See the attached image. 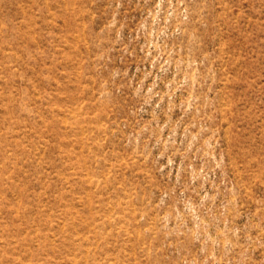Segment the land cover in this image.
I'll return each mask as SVG.
<instances>
[{"label": "rangeland", "instance_id": "obj_1", "mask_svg": "<svg viewBox=\"0 0 264 264\" xmlns=\"http://www.w3.org/2000/svg\"><path fill=\"white\" fill-rule=\"evenodd\" d=\"M0 264H264V0H0Z\"/></svg>", "mask_w": 264, "mask_h": 264}]
</instances>
